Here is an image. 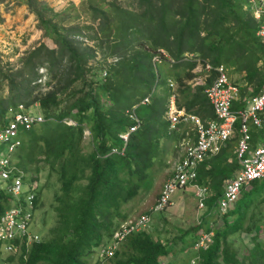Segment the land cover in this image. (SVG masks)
Listing matches in <instances>:
<instances>
[{
  "label": "trees",
  "instance_id": "1",
  "mask_svg": "<svg viewBox=\"0 0 264 264\" xmlns=\"http://www.w3.org/2000/svg\"><path fill=\"white\" fill-rule=\"evenodd\" d=\"M85 2L90 10L86 11L88 19L67 25L73 18L72 9L56 11L45 0H27L43 37L52 39L55 47L41 41L24 53L17 67L0 70V122H6L8 109L20 103L27 108L37 104L45 117L23 133L26 143L18 154V165L30 173L31 164L44 162L57 170L62 182V191L55 193L57 224L50 236L23 246L19 264H87L95 247L113 237L114 223L118 227L128 220L124 205L141 191L162 152L163 141L175 137L165 118L171 95L177 93L178 107L203 120L216 118L205 92L216 73L212 72L205 84L189 83L197 76L198 59L213 66L224 64L232 73H244L243 79L253 86L254 94L264 84V63L259 64L264 60V39L257 35L262 22L245 8L249 0ZM3 21L0 17V23ZM98 50L103 54L100 59ZM162 50L175 62L171 64ZM157 55L161 62L155 61ZM172 79L177 83L175 90L170 85ZM247 91L248 87L242 89L243 94ZM149 94L151 102L143 104ZM136 104L143 124L131 134L124 154L112 153L113 147L123 145L119 133L131 125L127 110ZM244 107V102L233 105L234 109ZM66 118L76 124H68ZM239 124L237 121L235 136L199 169L198 181L213 187L207 216L212 215L223 193L224 181L241 168L235 153ZM86 128L91 131L93 147L83 153ZM260 132L252 128V148L258 145ZM39 171L37 167V176L30 181L38 180ZM84 179L87 183L81 185ZM39 196L38 190L36 207ZM10 205L11 196L0 189V214ZM247 209L248 202H240L222 216L216 228L202 220L192 231L181 233L182 249L192 248L196 236L189 243L187 237L204 228L214 230V242L199 249V264H264L258 219L253 212L252 222L245 227ZM253 230L252 247L241 253L232 235ZM172 244L148 229L127 233L107 264H164L163 258L172 254ZM189 263L190 259L184 264Z\"/></svg>",
  "mask_w": 264,
  "mask_h": 264
},
{
  "label": "built area",
  "instance_id": "2",
  "mask_svg": "<svg viewBox=\"0 0 264 264\" xmlns=\"http://www.w3.org/2000/svg\"><path fill=\"white\" fill-rule=\"evenodd\" d=\"M246 9L252 12L254 18L262 24L257 35L264 39V0H249ZM164 57L171 63L175 59L162 50ZM187 57L193 55L187 54ZM161 62V55L155 57ZM197 68L205 72L204 77H195L190 80L192 84H205L207 77L215 72L211 84L205 89L206 95L213 106L216 118L203 120L198 114L187 111L177 105V93L170 97L165 118L169 124L170 132H176L182 126H188L186 135L179 143L183 148L181 155L174 164L169 178L164 183L162 190L148 213H141L138 217L130 219L121 226V231L114 246L101 244L99 254L103 260L114 255L125 234L144 229L154 212L164 211L173 204V194L179 189L191 188L197 201L198 208L208 210L207 201L213 194V187L198 181L201 165L210 157L218 154L227 142L236 134V122L239 121L238 139L235 153L240 161L241 168L234 176L225 180L223 193L217 199L212 214L223 216L235 208L242 190L250 186L255 180L264 178V140H259L258 145L251 147V130L264 132V84L259 93H253V86L245 83L241 87L229 76L228 68L224 64L213 66L212 63L198 59ZM107 72H104L106 75ZM170 85L174 87L172 80ZM248 87L243 94L242 89ZM174 90L176 88H173ZM152 94L141 101L143 104L151 102ZM236 102H244L243 109H234ZM137 104L127 110L131 125L119 133L123 142L122 146L113 147L112 153L124 154L132 133L140 129L143 120L137 114ZM8 120L0 122V189L11 196V205L0 214V257L2 264H19L23 246L40 240L38 233L32 232L31 225L36 210L37 184L26 182V172L14 160L13 155L23 145L22 134L35 125L45 121L41 113H34L23 103L8 109ZM68 124L75 125L72 118H66ZM191 125V127H190ZM201 222V221H200ZM125 225V226H124ZM196 237L193 248L199 250L208 248L213 242L214 230L201 231ZM106 247V248H105ZM14 256L13 260L8 257ZM192 257L189 264H195L199 256Z\"/></svg>",
  "mask_w": 264,
  "mask_h": 264
},
{
  "label": "rangeland",
  "instance_id": "3",
  "mask_svg": "<svg viewBox=\"0 0 264 264\" xmlns=\"http://www.w3.org/2000/svg\"><path fill=\"white\" fill-rule=\"evenodd\" d=\"M45 1H47L48 4L56 11L72 9L71 13L73 18L68 21L67 25H76L77 23H82L88 19L89 14L86 11L90 10L86 7V0ZM120 1H124V3H126L128 0H119V2ZM0 17L4 19V21L0 23V70L5 67H17L19 65L20 58L24 55V53L34 46H37L41 41H45L49 46L55 47L52 39L43 37V30L39 26V20L34 13L30 12L27 0H0ZM86 41L90 45L94 43L93 41ZM102 56L103 54H100V51L98 50V59ZM194 72L201 73V68H195ZM228 72L233 81L237 82L241 87L245 85V80L243 79L244 73H232L230 69H228ZM45 81L46 77H43L44 85ZM172 81L174 83L173 88L177 89V83L173 79ZM44 85L42 86L43 91L47 89ZM36 107L37 104L32 105L29 110L34 113L43 114ZM8 116L9 112L7 111L6 121L8 120ZM184 128L181 127L179 131H176L175 133H178L177 135L175 134V137L173 136L172 138L163 141V144L161 145V147H163L162 152L156 160L154 167L150 170L149 176L143 182L141 191L133 200L125 204L123 207V210L128 214L127 221L135 218L142 212L149 211L158 198L164 183L169 178L173 170L174 164L178 159V155H181L183 152V148L180 147L179 143L182 137L185 136ZM22 139L25 144L26 142L23 134ZM257 139L264 140L263 131L259 133ZM91 140V131L86 128L84 138L81 143L83 153H88L92 149L93 146ZM119 144L121 145V143ZM251 146H253L252 143ZM21 147L13 155V158L16 161L19 160L18 154L22 150ZM44 156L45 155H43V157ZM37 162L35 164H31L30 167L32 171L30 173H26L25 178L26 182L36 183L38 187L37 191L39 190L40 193V199L38 207L34 213L31 230L32 232L38 233L41 238H43L50 236L51 229L58 222V215L54 208V205H58L55 193H60L62 191V182L56 172L57 170L51 169L49 164ZM37 167L40 169L38 173V180L36 178L35 181H30L32 177L37 176V172H35ZM79 183L84 185L87 183V180L84 179ZM192 192L193 190L191 188L177 190L173 194V204L171 206L166 208L164 211L154 212L151 215V220L147 229L150 230L155 237L161 238L165 243L169 241L173 242L172 254L167 258H163L164 264H184L188 262L189 259L192 260V257H197L196 255H198L197 252L199 250H195L193 247L182 249L183 243L181 239H179L181 233L186 230L192 231V229L197 227L202 220L210 221V228H216L222 223V216H217L215 213L207 216L208 212L206 209L200 210L198 208L196 198ZM240 202H245V204L248 202L247 211L249 214L245 221V227L252 222L250 215L255 212V219H258L257 223L259 226V229L257 226L258 240L264 241V178L258 179L250 186L244 188L234 206H237ZM235 217L236 215H234L231 219L234 220ZM117 225L115 222L111 228L112 230L116 229L113 237L109 240L107 239L106 241L101 242V244L107 243L108 246H114L119 233L122 230L125 231L123 226H121L122 224L118 227ZM203 230L205 229L201 228L189 234L186 240L187 243L193 241L195 236L197 237ZM254 232L255 230L243 231L239 234L232 235V238L235 239L234 244L239 248L241 253L246 252L248 248L252 247V237ZM101 244L96 246L95 250L86 258L87 264H107V260H103V257L99 254ZM195 252L197 254H195ZM195 264H199V259H196Z\"/></svg>",
  "mask_w": 264,
  "mask_h": 264
},
{
  "label": "crops",
  "instance_id": "4",
  "mask_svg": "<svg viewBox=\"0 0 264 264\" xmlns=\"http://www.w3.org/2000/svg\"><path fill=\"white\" fill-rule=\"evenodd\" d=\"M169 62H170V61H169ZM170 63H171V62H170ZM263 63H264V60H261L259 64L261 65V64H263ZM171 64H172V63H171ZM197 66H198V65H197ZM262 66H264V64H263ZM196 68H197V67H196ZM195 73H196V72H195ZM196 74H197V76H199V77H204L205 72H204V71H201V73H196ZM197 76H196V77H197ZM182 127H183V128L185 127V128H184V131H185V135H186V130H189V127H188V126H182ZM190 127H191V125H190ZM177 133H178V132H177ZM177 133L174 132V135H175V134L177 135ZM183 134H184V133H183ZM183 137H184V136H183ZM183 137H182V138H183ZM181 140H182V139H181ZM180 142H181V141H180ZM216 155H217V154H216ZM192 194H193V192H192ZM172 199H173V198H172Z\"/></svg>",
  "mask_w": 264,
  "mask_h": 264
},
{
  "label": "clouds",
  "instance_id": "5",
  "mask_svg": "<svg viewBox=\"0 0 264 264\" xmlns=\"http://www.w3.org/2000/svg\"><path fill=\"white\" fill-rule=\"evenodd\" d=\"M160 194V193H159ZM155 203V202H154ZM153 206V205H152ZM148 212H150V210L149 211H146V212H142V213H148ZM141 214V213H140ZM140 214H138V215H140ZM138 215L136 216V217H138ZM135 217V218H136ZM151 220V219H150ZM127 222V221H126ZM150 222V221H149ZM124 224V223H123ZM149 224V223H148ZM147 227H148V225L144 228V229H147ZM144 229H142V230H144ZM139 231H141V230H139ZM135 232V231H134ZM137 232V231H136ZM41 237V236H40ZM40 240H41V238H40ZM199 256V255H198ZM107 260V259H106ZM191 260V259H190Z\"/></svg>",
  "mask_w": 264,
  "mask_h": 264
}]
</instances>
